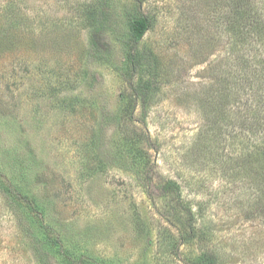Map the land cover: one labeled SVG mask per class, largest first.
I'll return each instance as SVG.
<instances>
[{"label":"rangeland","instance_id":"1","mask_svg":"<svg viewBox=\"0 0 264 264\" xmlns=\"http://www.w3.org/2000/svg\"><path fill=\"white\" fill-rule=\"evenodd\" d=\"M218 47L202 0H0V264H264V133L213 125L256 98Z\"/></svg>","mask_w":264,"mask_h":264},{"label":"trees","instance_id":"2","mask_svg":"<svg viewBox=\"0 0 264 264\" xmlns=\"http://www.w3.org/2000/svg\"><path fill=\"white\" fill-rule=\"evenodd\" d=\"M134 1L137 5H141L144 0ZM126 19L128 29V37L125 40V45L128 47L127 59L131 65L132 72H134L137 67L138 44L144 34L151 28L152 19L140 10L136 14L127 15ZM216 47H218L217 50L221 47L222 49L225 47L224 50L229 47L227 48L229 51L226 52L228 56H224L231 59L233 65L236 66L231 78L223 77L226 83H230L234 87H243L244 90L243 93L241 91V96L247 94L249 96L254 95L256 98L250 107L244 110L243 98L236 96L232 101V107L228 109L227 105L224 113L221 111L223 104L220 110V106L219 109L214 107L215 103L212 101L213 112L218 110L214 116L217 120L214 119L212 121L213 125H219L218 122L222 118L227 116L233 118L235 116L237 120L242 119L239 120L241 126L246 124V122L251 124L250 131H253L251 134H255L260 130L264 133V0H202V48H206L205 56H209L212 53V48ZM246 50H249L248 53ZM137 88L141 91L143 86L138 85ZM217 97L219 103L221 95H217ZM217 97L215 102H217ZM244 104L246 105V103ZM245 111L254 115L250 117ZM240 113H245L247 117H240ZM219 115H222V118ZM234 136L240 139L245 135L238 131L234 133ZM261 142L260 153L254 154V156L249 155V159H246L244 163L253 166L255 161L261 160L264 162V138ZM244 163L243 167H245ZM256 168L255 170L253 168L254 177L262 174V168ZM169 188L173 190L178 199L179 186L173 181H168L163 185V189L169 191ZM262 192H264V189ZM185 213L190 216L189 209H186ZM48 240L50 239L45 241L48 244L46 245V250L57 242L54 240L50 243ZM57 248L58 250L60 249L59 247ZM65 262L67 264H77L70 259L65 260Z\"/></svg>","mask_w":264,"mask_h":264}]
</instances>
